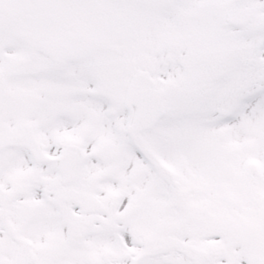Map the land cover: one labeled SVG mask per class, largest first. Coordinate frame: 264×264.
<instances>
[{"label": "snow or ice", "instance_id": "6c2138e0", "mask_svg": "<svg viewBox=\"0 0 264 264\" xmlns=\"http://www.w3.org/2000/svg\"><path fill=\"white\" fill-rule=\"evenodd\" d=\"M0 264H264V0H0Z\"/></svg>", "mask_w": 264, "mask_h": 264}]
</instances>
